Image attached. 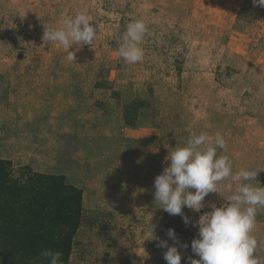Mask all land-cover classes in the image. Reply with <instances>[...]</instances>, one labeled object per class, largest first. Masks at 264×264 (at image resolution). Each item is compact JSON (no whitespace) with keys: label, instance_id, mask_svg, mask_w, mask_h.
Wrapping results in <instances>:
<instances>
[{"label":"rangeland","instance_id":"rangeland-1","mask_svg":"<svg viewBox=\"0 0 264 264\" xmlns=\"http://www.w3.org/2000/svg\"><path fill=\"white\" fill-rule=\"evenodd\" d=\"M85 12L97 29L74 60L44 27ZM148 28L144 58L119 56L128 23ZM220 133L232 173L264 169V7L252 0H0V159L63 175L82 190L69 264H181L200 214L227 204L238 182H218L200 213L169 215L154 178L189 138ZM253 183L264 186V170ZM194 191V189H191ZM151 225L154 228L151 237ZM175 230L180 243L166 232ZM253 235L264 258V208ZM187 243L188 248L182 244Z\"/></svg>","mask_w":264,"mask_h":264},{"label":"clouds","instance_id":"clouds-1","mask_svg":"<svg viewBox=\"0 0 264 264\" xmlns=\"http://www.w3.org/2000/svg\"><path fill=\"white\" fill-rule=\"evenodd\" d=\"M252 3L264 7V0H252ZM92 21L85 12H77L66 18L61 27H44L42 40L58 42L68 53L67 59L74 60L72 46H90L96 37L97 29ZM147 31L142 19L127 24L118 50L124 61L135 64L143 60L145 53L141 45ZM225 146L220 133L210 138L201 132L189 138L185 146L175 148L168 156V166L154 178V201L169 215L181 216L188 225L189 218L183 209L200 213L205 207V197L218 192V182L231 177L238 186L234 191L231 184L226 186L232 192L229 202L200 214L193 225L198 227V235L191 240V250L199 259H191L190 264H264V258L258 255L260 242L253 235L258 210L264 208V186L253 181L264 169L241 168L233 174L229 156L218 155V149H225ZM153 231L151 225L150 238L155 239ZM166 235L180 243L173 228H169ZM158 246L166 248L163 257L167 264H181V253L175 244L159 240ZM188 246L182 244L183 248ZM61 255L51 249L40 253L47 264H62Z\"/></svg>","mask_w":264,"mask_h":264},{"label":"trees","instance_id":"trees-1","mask_svg":"<svg viewBox=\"0 0 264 264\" xmlns=\"http://www.w3.org/2000/svg\"><path fill=\"white\" fill-rule=\"evenodd\" d=\"M81 220L82 190L63 175L0 159V264H47L44 249L69 264Z\"/></svg>","mask_w":264,"mask_h":264}]
</instances>
